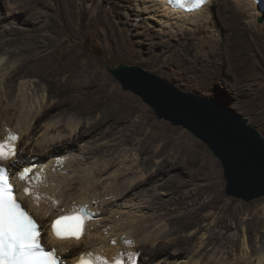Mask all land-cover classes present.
<instances>
[{
    "label": "bare ground",
    "instance_id": "1",
    "mask_svg": "<svg viewBox=\"0 0 264 264\" xmlns=\"http://www.w3.org/2000/svg\"><path fill=\"white\" fill-rule=\"evenodd\" d=\"M127 3L135 6L133 10L138 11L140 20L153 14L156 21L154 29L144 28L142 32L140 23L132 24L131 35L139 39L137 42L128 39V29L122 28L134 15ZM0 12L2 19L10 20L1 30L2 35H24L35 41V52L20 58L14 56L15 50L0 48V143L8 149L0 163L10 168L19 200L41 224L42 243L61 258V264H86L89 260L94 264H116L120 256L124 264H252L255 256L248 250L246 238L240 256L233 254L236 232L208 263L207 249L218 241L219 232L199 237L190 256L186 255L187 249L199 229L171 239L165 224L153 217L170 200V193L165 191L173 189L183 202L197 198L176 224L185 230L200 225L211 216L204 215V211L220 208L217 162L185 133L181 135L187 139L186 149L179 151L192 154L172 158L171 151L176 147L171 143L173 139L154 149L163 139L162 134L176 132L161 122L150 124V142L140 140L139 153L126 150L121 143L101 142L98 136L130 127L131 119L123 115L124 111L138 114L140 108L131 96L122 97L97 65L71 53L64 55V63L57 61V44L51 33L92 28L103 32L109 25L115 32L107 30L106 34L115 38L120 50L124 49L126 36L128 49L141 57L147 52L153 55L177 48L185 61L188 55L184 46L215 27L212 42L221 48L223 63L253 75L247 56L251 46H259L258 36L252 31L264 35V21L258 23L264 18V8L254 0H208L188 9L174 6L169 0H27L25 6L9 3L5 12L0 0ZM21 23L34 29L19 27ZM33 30L37 33L32 34ZM205 43L199 45L202 50L209 47ZM150 45L152 49L147 48ZM199 62V71L205 75L216 67L215 63L212 68L206 64L202 70L204 61ZM138 131L136 134L143 133ZM136 134L126 137L124 145L132 144ZM180 168L185 169L186 179L172 174ZM164 175H170L167 184L157 186L155 181L163 180ZM150 183L153 191L147 186ZM75 211L85 215L90 212L93 217L84 218L72 232L57 236L55 229L65 224L63 216ZM220 223L230 230H240L241 221L226 222L221 216ZM170 247L174 250L169 251ZM261 250L256 255L257 264H264ZM163 252L184 259L179 262L174 258L171 263L160 259ZM231 255L233 260H229Z\"/></svg>",
    "mask_w": 264,
    "mask_h": 264
},
{
    "label": "rangeland",
    "instance_id": "2",
    "mask_svg": "<svg viewBox=\"0 0 264 264\" xmlns=\"http://www.w3.org/2000/svg\"><path fill=\"white\" fill-rule=\"evenodd\" d=\"M26 1L27 0H2V4L4 5V11L7 12L9 3L17 2L18 4H22L23 6H25ZM127 6L131 7L132 10L135 7L134 5L131 6L128 3ZM214 8L218 9L219 7L215 5ZM133 12V19L127 20L126 23L122 25V28H124V30L128 29L127 31H125L127 33V37H129L128 39H130L132 42H137L139 39L131 35V30L133 29L132 24L140 23V25L143 27L142 29H139V32H142L144 28L154 29V27H156V21L154 20L153 14L145 15L146 18L140 20L139 18H137L138 11L134 9L132 13ZM1 13L2 12H0V15L1 17H3V14ZM1 17L0 21L2 22H0V31H3V27L7 26L10 23V20H4ZM260 19H258V23L262 24L260 22ZM18 20L19 16L17 22ZM15 25L17 24H14V26ZM18 26L26 29H34L32 26H27L25 24L23 25V23L18 24ZM104 29L106 30L103 32H98L97 30L92 28L85 30L83 29L82 31L77 33L68 31H62L56 34L51 33V35L55 38L57 44V51L54 53V58L57 61H59L60 63H64L67 59V57L64 55L67 53H71L83 62H91L94 67L95 65H97L103 72V74H106V76L111 79L113 83L112 85L116 86L115 88H117L116 90L119 92V94L122 97L125 94L131 96L140 108L138 114H133L131 111L123 112V115H126L127 118L131 119V125L127 130L123 132L120 131V133H115L113 135L109 134L98 136L99 140L101 142H104V140H106L115 144L121 143L123 145V148L127 146L126 150L130 152L134 151L137 153L139 150L138 142L140 140L146 143L150 142V137L147 136L151 133L150 124L153 122H161L176 129V134L167 132L166 135H163L162 133H159V135L162 134L160 138L163 139L159 142H156L153 148L157 149L159 145H163L173 139L171 143L176 146H173L175 149H178L175 150L174 148H171L174 149L171 151V157L174 158L180 155V157H182L192 154V152L190 151L184 154H181L179 151L180 149H186L185 145L187 139L183 137L181 133L187 134L188 137L192 138L200 145V147L203 148V152H206L218 164L216 187L219 198L221 200L220 208L216 210L204 211V215H209L210 213L211 216L200 225H195L191 229L185 230L183 228H180V226L176 224V221L180 215L189 211V203L192 204L197 198H195V200H187V202H183L181 195L179 196V194L173 189H167V191L165 192L170 193L168 197L170 198V200L162 205L160 209H157L153 214V217H155L156 220L162 222V224H165L167 230L172 234L171 239L180 238L181 236H185L190 232L196 231V229L200 230L199 233L196 234L194 241H192L193 243L188 247V251L186 253L187 256H190L196 250V244L199 241V237H201L203 234H206L207 237L212 233L219 232L218 234L220 237L218 241H215L216 243L211 245V247L209 246L207 249L206 263H208V261L211 260L215 254H219L220 251H222V249L228 245L225 243L229 241V236H233V233L236 232L238 241L235 242L234 246L232 247L233 254L239 253L238 255L240 256V252L243 248V240L246 238L247 248L249 251H252L255 256L252 264H257V253L259 255L260 251H262L261 249H263L264 254V247H262L264 245V196L250 202H247L240 198L229 196L227 194V180L224 174L223 163L213 153L209 146L203 140L196 137L188 129L182 126H175L169 121L160 119L156 115L154 109L146 104L140 96L131 91L125 90L122 84L114 77L112 72L121 67L138 66L146 70L147 72L161 77L166 82L170 83L175 88L185 93L194 94L206 99L218 100L222 102L228 109L236 112L237 114L248 120V125L257 129L264 139V35H260L259 33L252 31V34H256L258 36L259 46L257 47L258 49L255 46H251V49L248 52V66L250 69L255 71L252 72L253 75H250V73L246 71H235L229 65V63H223L221 58V48H218L217 46H215V42H212V38L215 37V27L210 31H207L206 33L198 36L199 40H191L188 47L184 46L188 55L187 58H184L185 61H183V59L179 56L180 54L177 48L167 49L163 52L157 51V53L153 55L152 53L147 52L145 56L141 57L138 52L136 54L132 50L128 49V40L126 39L127 37L125 35L123 43L124 49L120 50V48L116 46L115 38L111 35L107 36L106 34L107 30L115 32V30H113L115 28L106 25ZM2 31L0 32L1 50H15L14 52L16 54H14V56L18 58L24 56V54L27 56L30 53L32 54L33 52H35V48L33 46L35 45V41L32 38L30 39L24 35H2ZM37 31L35 32V30H33L32 32H30L33 34L37 33ZM204 43L209 46L206 50H202L201 46L199 47L200 44L204 45ZM149 47L152 49L151 45L147 46L148 49ZM22 50L24 51L22 52ZM209 52L212 53V55H209ZM199 61H204L202 70L206 68V64L212 68L211 65L215 63L216 65L214 66L216 67H213L214 69H209L208 73L205 75L203 72L199 71V65L200 63H202ZM201 78H205L207 81L202 82L203 80ZM58 92L59 91L57 90L56 93ZM140 120H142L143 122L139 127L137 126V123ZM109 124L111 125V123L109 122L107 124V128L109 127ZM141 127L143 129H141ZM138 130H142L143 133L140 132L139 134H136ZM133 132H135L136 135L132 136L134 137V141L132 142V144L124 145L123 140L126 137L133 135ZM83 144L84 142L81 143V145ZM147 156H151V154H148ZM184 171L185 169L180 168L178 170H173L172 174L180 175L181 180H183L187 178L185 177ZM169 177L170 175H164L163 180H156L155 184L157 186H159V184L161 183L167 184V180L169 179ZM152 184L150 183L147 186H149L153 191L154 188ZM140 196L142 197V195ZM205 196L207 197L208 194H206ZM161 197L167 198V196ZM221 216H224L226 222L231 219L233 221H241L240 230L236 231V229L234 228L230 230L229 226L225 225V223L221 224ZM123 238L124 237H122V239ZM160 243L163 244L162 242ZM172 248L173 247H170L169 251H173L174 248ZM161 254L160 259H167L171 263L173 262V259L176 258L171 257L172 253L169 252H163ZM231 256L232 257H230L229 260H233V255ZM177 258L179 259V262L184 259L182 256ZM176 259H174V261ZM152 263L153 262L151 261L148 264ZM162 264L167 263L163 262Z\"/></svg>",
    "mask_w": 264,
    "mask_h": 264
},
{
    "label": "water",
    "instance_id": "3",
    "mask_svg": "<svg viewBox=\"0 0 264 264\" xmlns=\"http://www.w3.org/2000/svg\"><path fill=\"white\" fill-rule=\"evenodd\" d=\"M112 74L160 119L188 129L209 146L223 163L229 196L247 202L264 196V139L248 120L218 100L185 93L141 67H121Z\"/></svg>",
    "mask_w": 264,
    "mask_h": 264
}]
</instances>
